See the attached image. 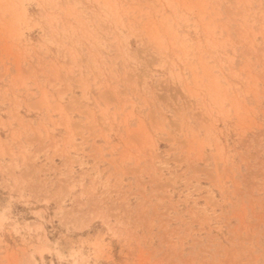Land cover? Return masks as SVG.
<instances>
[{
	"label": "rangeland",
	"instance_id": "obj_1",
	"mask_svg": "<svg viewBox=\"0 0 264 264\" xmlns=\"http://www.w3.org/2000/svg\"><path fill=\"white\" fill-rule=\"evenodd\" d=\"M0 264H264V0H0Z\"/></svg>",
	"mask_w": 264,
	"mask_h": 264
}]
</instances>
